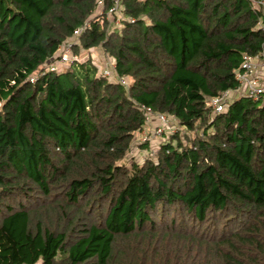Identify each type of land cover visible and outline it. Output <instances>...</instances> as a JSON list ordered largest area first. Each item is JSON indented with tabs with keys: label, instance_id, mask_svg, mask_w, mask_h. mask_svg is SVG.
<instances>
[{
	"label": "trees",
	"instance_id": "1",
	"mask_svg": "<svg viewBox=\"0 0 264 264\" xmlns=\"http://www.w3.org/2000/svg\"><path fill=\"white\" fill-rule=\"evenodd\" d=\"M112 5L0 0V264H264V94L237 80L264 9L121 0L115 25ZM69 41L113 78L91 56L50 71Z\"/></svg>",
	"mask_w": 264,
	"mask_h": 264
},
{
	"label": "built area",
	"instance_id": "2",
	"mask_svg": "<svg viewBox=\"0 0 264 264\" xmlns=\"http://www.w3.org/2000/svg\"><path fill=\"white\" fill-rule=\"evenodd\" d=\"M254 6L257 8H263L264 9V1L262 0H251ZM122 7H121V0H113V5L110 8L108 14L110 17L115 18V24L120 25L121 20L123 18L122 15ZM88 28V25L86 24L81 29L77 30L74 35H80L83 31ZM75 44L73 42H66L62 45V47L59 50V54L57 57V60L53 62L52 66H49L50 71H56L57 69H62L66 65H70L73 61L80 62L79 56H75L73 54V47ZM73 55V56H71ZM97 62L100 64V70L102 73L110 78H113L114 73V63L109 60L105 59L106 62L104 63L103 59L96 58V56H93ZM261 60L263 59H257L253 57H246L245 61L242 65V71L237 74V80L240 84V93H245L248 96L256 97L264 94V84L262 83V68H260L259 63H262ZM34 79H32V82ZM118 82H120L124 86H129V82L127 79L122 78L119 79ZM234 96H231L230 94H222L220 97L214 98L210 101L211 106L217 111L222 112L225 108V104L229 102ZM150 118H147V121L149 122ZM158 124L154 128V136L160 137L164 134L166 130H171V132H175L176 130L171 127L169 119L165 115H160L157 119Z\"/></svg>",
	"mask_w": 264,
	"mask_h": 264
},
{
	"label": "rangeland",
	"instance_id": "3",
	"mask_svg": "<svg viewBox=\"0 0 264 264\" xmlns=\"http://www.w3.org/2000/svg\"><path fill=\"white\" fill-rule=\"evenodd\" d=\"M114 17H110V20H111V22H113V21H115V18L113 19ZM116 25V24H115ZM71 56H73V55H71ZM89 56H91L92 58H93V56H96V58H99L100 60L101 59H103L104 61V63L106 62V57H104V53L101 51V50H92V53L90 54V55H87V58L89 57ZM87 58H85V57H82V56H80L79 57V59H80V63L81 62H83V61H86L87 60ZM106 59V60H105ZM82 60V61H81ZM262 64H263V62L262 63H259V65H260V67L262 68ZM53 65V61L52 62H49V66H52ZM67 66V65H66ZM66 66H64L63 68H65ZM62 68V69H63ZM262 83L264 84V76H263V78H262ZM151 129H149V131H150ZM141 139V138H140ZM143 140H145V139H143ZM162 140H164V137H153V147H154V149L155 148H157V146L159 145V141H162ZM150 154V152L149 151H147V150H138V151H136V149H135V156H136V159L138 160V161H142V160H144V158L145 157H147L148 155Z\"/></svg>",
	"mask_w": 264,
	"mask_h": 264
},
{
	"label": "crops",
	"instance_id": "4",
	"mask_svg": "<svg viewBox=\"0 0 264 264\" xmlns=\"http://www.w3.org/2000/svg\"><path fill=\"white\" fill-rule=\"evenodd\" d=\"M261 62H263V64H262V74H263V76H264V60H261ZM261 68V67H260ZM263 78V77H262Z\"/></svg>",
	"mask_w": 264,
	"mask_h": 264
}]
</instances>
